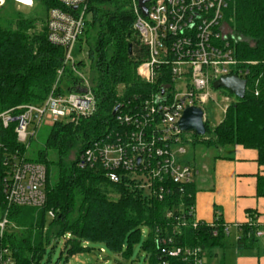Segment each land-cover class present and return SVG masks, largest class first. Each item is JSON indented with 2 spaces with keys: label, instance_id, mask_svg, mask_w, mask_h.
<instances>
[{
  "label": "trees",
  "instance_id": "1",
  "mask_svg": "<svg viewBox=\"0 0 264 264\" xmlns=\"http://www.w3.org/2000/svg\"><path fill=\"white\" fill-rule=\"evenodd\" d=\"M36 2L41 7L38 18L15 10L10 0L0 8V112L23 104H41L52 91L72 92L83 81L68 66L58 75L64 66V49L48 41L45 26L49 10L59 6L57 0ZM87 13L77 43L76 65L78 69L88 68L96 110L78 122H56L45 147L29 158L47 169V198L41 208L7 207L2 195L4 165L0 155V205L10 221L0 236V249L8 248L17 264H40L46 246L58 244L63 237L67 257L97 243L128 259L145 227L148 236L142 249L149 254L148 264H190L182 256L170 257L162 252L163 238L173 239L171 247H202L212 257L215 248H226L228 235L218 210L213 224L200 221L196 228L192 226L195 215L190 207L195 205L197 183L185 186L183 192L171 184L172 191L160 199L128 177L115 183L98 166H79L81 153L94 140L122 129L116 122L120 111L113 113L118 106L137 104L165 85L161 78L152 85L138 78L137 67L148 53L133 28L135 17L129 0H89ZM225 22L231 30L228 39L235 56L246 72V95L238 99L228 91L235 101L224 112L214 135H209L206 120L207 133L194 143L215 149L242 145L256 150L257 161L264 165V0H234L225 12ZM83 75L86 78L85 72ZM13 127L14 123L2 131L5 147L25 153L26 147L17 142ZM257 195L264 196V176L258 177ZM49 211L54 217L48 216ZM247 212L253 223L241 227L236 243L240 250L251 249L260 240L255 235L259 228L256 215ZM179 221L188 224L179 227ZM221 260L218 264H224V254Z\"/></svg>",
  "mask_w": 264,
  "mask_h": 264
},
{
  "label": "built area",
  "instance_id": "2",
  "mask_svg": "<svg viewBox=\"0 0 264 264\" xmlns=\"http://www.w3.org/2000/svg\"><path fill=\"white\" fill-rule=\"evenodd\" d=\"M140 1L129 0L135 17L133 28L148 53L147 59L137 67V75L144 84L152 85L161 78L165 85L137 104L118 106L120 112L116 122L122 129L112 130L94 140L81 153L78 164L82 168L100 167L115 183L128 177L147 194L162 199L171 184L183 192L185 186L196 183L200 176L195 165L182 159L186 154L181 146L184 132L179 126L183 112L192 106L204 112L211 101L226 112L232 98L223 95L219 101L213 84L232 75L245 79L246 72L225 32V12L234 0H149L145 2L146 14ZM6 2L0 0V8ZM14 2L27 7L35 4L34 0ZM57 2L59 6L49 10L45 26L48 41L64 49V66L58 70V75L60 77L68 66L83 81L72 92L57 94L52 91L41 104H23L0 112V155L4 165L2 195L7 207H43L47 198V169L43 163L30 160L27 152L5 147L2 131L14 123L17 142L28 149L33 136L28 128L32 122L38 125L78 122L96 110V99L88 80L78 71L75 55L86 26L89 0ZM84 88L87 92L82 91ZM204 120L206 122L205 115ZM190 210L194 212L195 205ZM179 211H184L183 205ZM48 216L52 218L54 213L49 211ZM187 224L179 221L177 226ZM198 224L200 221L194 218L192 226L196 228ZM9 226L7 211L0 205V236ZM224 229L229 236V228L225 225ZM255 235L264 239V230L259 227ZM161 243L162 252L170 257L182 256L190 264H208L207 253L202 247H171L172 238H163ZM0 264H17L8 248L0 249Z\"/></svg>",
  "mask_w": 264,
  "mask_h": 264
},
{
  "label": "crops",
  "instance_id": "3",
  "mask_svg": "<svg viewBox=\"0 0 264 264\" xmlns=\"http://www.w3.org/2000/svg\"><path fill=\"white\" fill-rule=\"evenodd\" d=\"M223 149H227L228 154L217 155L210 170L207 168L205 172H200L196 182L195 218L212 224L218 210L229 228L231 241L235 233L233 244H230L232 257L227 263L224 255V264H264V239H260L251 249L240 250L236 247L237 239L242 234L239 226L251 219L248 210L255 213L256 222L264 230V196L257 195V180L259 176H264V165L257 161L258 154L254 149L242 145Z\"/></svg>",
  "mask_w": 264,
  "mask_h": 264
},
{
  "label": "rangeland",
  "instance_id": "4",
  "mask_svg": "<svg viewBox=\"0 0 264 264\" xmlns=\"http://www.w3.org/2000/svg\"><path fill=\"white\" fill-rule=\"evenodd\" d=\"M8 1V0H7ZM12 1L15 10H20L26 17L38 18L41 14V7L35 1L34 6L27 7L24 5H20ZM226 35H228L231 30L226 23L225 28ZM78 45H76L75 55L77 53ZM85 55V53H84ZM83 54H80L81 57H84ZM79 56V54H78ZM77 59V55H76ZM82 74H86V80H88V68L78 69ZM85 76V75H84ZM214 93L217 95V99L220 101L223 95H228L232 98V101H235V97L228 93V90L224 88H218L214 90ZM204 115L206 120L209 122L210 132L209 135H214L215 127L224 117V112H222V108L211 101L204 109ZM52 124H41L38 125L37 122H32L29 125V132L33 136L29 139V148L26 149L27 155L30 158H34L37 151L45 147L47 137L52 128ZM200 135L195 132H186L183 133V140L181 146L186 149V154L182 156L183 161L191 163L195 165L199 169L200 172H205L208 168L210 170L211 165L213 166L217 155H227L228 151L215 149L214 147H206L203 144L194 143V141ZM141 241L139 244L133 247L132 255L126 259L122 254H117L111 252L106 248L103 244L92 243L88 246L89 250L75 253L73 255H69L67 257V253L64 250L65 247V238H61L58 244L53 242L52 244H48L46 246V253L43 256V259L40 264H148L149 254L142 249V244L146 241L148 236V230L145 227H142ZM67 237V236H66ZM235 238V233L232 236V241ZM229 237L226 239V248H215L212 251V257H208L206 262L208 264H217L222 261V255H225L226 262L228 263L232 257L233 251L231 249V245L233 242ZM232 242V243H231ZM229 247V248H228ZM227 249V250H226ZM64 250V251H63ZM226 252V254H225ZM224 259V260H225ZM219 260V261H218Z\"/></svg>",
  "mask_w": 264,
  "mask_h": 264
},
{
  "label": "water",
  "instance_id": "5",
  "mask_svg": "<svg viewBox=\"0 0 264 264\" xmlns=\"http://www.w3.org/2000/svg\"><path fill=\"white\" fill-rule=\"evenodd\" d=\"M149 0H141L140 5L144 11L147 13V8L145 6V2ZM132 45L129 44V53H131ZM246 85L247 81L238 77L237 75H232L228 77H222L216 80L213 84V87L224 88L231 92L238 99H243L246 95ZM83 92H87V89L84 88ZM118 107L114 110V114L116 113ZM179 126L181 130L186 132H195L198 135H205L207 133V127L204 120V112L200 107L192 106L188 107L184 112L179 121ZM140 161V158H139Z\"/></svg>",
  "mask_w": 264,
  "mask_h": 264
}]
</instances>
